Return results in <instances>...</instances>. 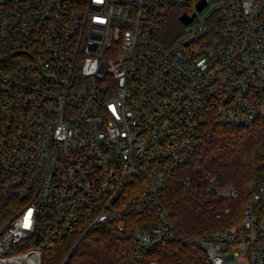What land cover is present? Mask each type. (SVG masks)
<instances>
[{
	"label": "built area",
	"instance_id": "obj_1",
	"mask_svg": "<svg viewBox=\"0 0 264 264\" xmlns=\"http://www.w3.org/2000/svg\"><path fill=\"white\" fill-rule=\"evenodd\" d=\"M200 1L0 0V200L22 203L0 264H43L55 239L102 227L130 232L127 264H161L173 244L264 264V163L240 217L216 213L228 225L184 234L163 202L211 116L264 120V0Z\"/></svg>",
	"mask_w": 264,
	"mask_h": 264
},
{
	"label": "trees",
	"instance_id": "obj_2",
	"mask_svg": "<svg viewBox=\"0 0 264 264\" xmlns=\"http://www.w3.org/2000/svg\"><path fill=\"white\" fill-rule=\"evenodd\" d=\"M205 131L209 141L204 153L177 172L163 197L176 228L184 234L197 235L228 225L215 215L235 200L219 199L213 181H219L221 186L238 187L240 198L236 201H240L264 163V120L247 128H234L211 116ZM186 177L191 179L192 186L183 190L181 181ZM244 203L245 200L233 209L234 216L240 217ZM21 204L16 198L0 200V228L16 215ZM133 244L130 232L119 233L109 227L91 229L84 236L55 239L50 248L43 250V264H127ZM30 247L24 245L18 251ZM173 247L157 251L161 264H211L196 244H173Z\"/></svg>",
	"mask_w": 264,
	"mask_h": 264
},
{
	"label": "rangeland",
	"instance_id": "obj_3",
	"mask_svg": "<svg viewBox=\"0 0 264 264\" xmlns=\"http://www.w3.org/2000/svg\"><path fill=\"white\" fill-rule=\"evenodd\" d=\"M255 180V179H254ZM254 180L251 182V184L249 185V187H248V191H247V195H245L244 197H241V202L242 201H246L247 200V198H248V196H249V193H250V187L252 186V184H253V182H254ZM229 185H226L225 187H228ZM224 200H228L229 201V199H224ZM239 200V199H238ZM240 201H233V204H231V205H228V206H231L233 209L235 208V210H236V208H238V206H240V204H241V202ZM231 217H228V219L227 220H225V222H223V223H230L231 221L229 220Z\"/></svg>",
	"mask_w": 264,
	"mask_h": 264
},
{
	"label": "water",
	"instance_id": "obj_4",
	"mask_svg": "<svg viewBox=\"0 0 264 264\" xmlns=\"http://www.w3.org/2000/svg\"><path fill=\"white\" fill-rule=\"evenodd\" d=\"M204 5H205V0H201V1L198 3V5H197L198 10L201 11V10L203 9ZM192 19H193V16H192V17H188L187 15H183V16L181 17V21H182L184 24H188V23H190V22L192 21Z\"/></svg>",
	"mask_w": 264,
	"mask_h": 264
}]
</instances>
